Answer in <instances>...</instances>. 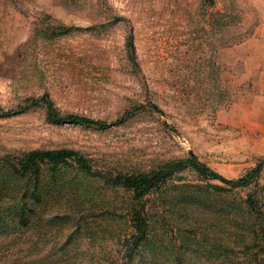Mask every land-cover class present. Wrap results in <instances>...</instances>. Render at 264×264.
<instances>
[{
  "label": "rangeland",
  "instance_id": "1",
  "mask_svg": "<svg viewBox=\"0 0 264 264\" xmlns=\"http://www.w3.org/2000/svg\"><path fill=\"white\" fill-rule=\"evenodd\" d=\"M45 93L109 125L52 123ZM21 106L0 115V264H263L240 204H264V168L228 190L186 165L141 197L114 178L192 157L236 178L264 158V0H0V110ZM63 147L90 170L19 168Z\"/></svg>",
  "mask_w": 264,
  "mask_h": 264
},
{
  "label": "trees",
  "instance_id": "2",
  "mask_svg": "<svg viewBox=\"0 0 264 264\" xmlns=\"http://www.w3.org/2000/svg\"><path fill=\"white\" fill-rule=\"evenodd\" d=\"M127 45L129 50H132L133 47L131 45L130 38ZM42 101L46 108L47 119L52 123H78L92 125L99 128H106L109 125L101 119H94L85 115L75 113L61 114L47 93L42 96ZM22 109H24V106H21L17 110H0V115H12L14 113L20 112ZM70 160L73 162L75 161L81 167V169L88 171L90 170V165L88 164L86 158L79 151L65 147L55 149H31L18 160V165L19 168L25 172H33L38 179V177L41 175L43 166H57L59 164L68 163ZM186 165H190L202 179L215 180L220 182L223 185L222 187H225V189L235 190L257 183L260 173L264 168V158L256 163L254 167L250 168L245 173L236 178H227L206 164L192 157L186 160H179L171 164L167 163L161 167H157L156 169L149 171H137L133 173L121 174L116 176L114 181L115 183H119L130 188L135 197H141L149 191L159 189L162 184L172 178L175 172H180ZM216 188L222 189L220 186H216ZM37 191L38 190H35L36 194ZM240 207L243 210V219L241 223H244L246 218L247 220L250 217L254 218V221L249 224L251 231L246 233L242 232L240 234H246L243 236V238H247L249 244H253L254 246L256 244L252 242V239L262 235L261 240L258 242L261 243L259 246V253H262L264 251V204L259 202L255 196L248 194V196L240 204ZM22 213H24V210ZM134 223L138 231L137 235L135 236L136 240L134 241V243L137 245L138 243H141V241H143V239L146 237L145 221L143 218L141 219L135 216ZM238 237H240L241 240L242 237L239 234ZM253 247H249L248 245L246 248L252 249ZM257 256L258 254L253 253L251 255L252 259L247 260L245 264H255L257 261L255 260ZM262 262L264 264V260ZM233 263L240 264L239 262L235 261H232L231 264Z\"/></svg>",
  "mask_w": 264,
  "mask_h": 264
}]
</instances>
